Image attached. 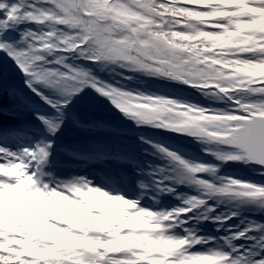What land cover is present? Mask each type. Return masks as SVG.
Listing matches in <instances>:
<instances>
[{"label": "snow or ice", "instance_id": "snow-or-ice-1", "mask_svg": "<svg viewBox=\"0 0 264 264\" xmlns=\"http://www.w3.org/2000/svg\"><path fill=\"white\" fill-rule=\"evenodd\" d=\"M248 4L264 13V0H248ZM189 9L209 11L180 0H0V53L14 60L25 74L28 88L57 112L73 95L91 87L108 97L138 124H153L197 137L210 150L214 149L212 155L218 160L256 162L264 166V76L225 79L223 73L226 70L213 62L222 60L221 55L202 51L196 46L198 41L189 42V36L198 35L202 28V25L183 23L193 14V11H187ZM233 19L214 20L211 23L224 27L203 28V31L234 30L236 25L230 22ZM241 19L252 20L254 17ZM30 24H35L36 29L24 28L19 40L9 42V31ZM249 47L251 51H234L231 59L264 64V33L258 34L255 45ZM69 55L98 64H119L121 69L130 72L181 81L205 95L227 99L233 104L234 111L221 112L163 96L121 91L97 79L89 69L69 63ZM206 57H212V60ZM209 84L219 87H206ZM45 88L55 90L63 99H50L43 92ZM225 88H231V91L225 92ZM37 118L50 133L54 134L59 128L58 122L44 115L37 114ZM221 146L226 147L221 149ZM50 148V144H37L13 152L0 146V187L30 186L33 196L49 198L61 192L71 195L80 189H95L85 179L71 183L45 182L43 167ZM157 148L173 162L175 169L180 170L177 182L191 180L199 185L203 194V198L185 199L183 206L171 211L148 210L156 214L157 222L171 226L165 235L179 242L171 244L178 251L169 257L168 264H188L201 254L221 257L223 264H264V226L254 222L230 238V241L252 239L251 233L258 231L250 250L238 249L229 241L228 252L210 249L207 253H193V246L204 244V238L189 229H185L183 237L170 234L177 227H184L189 214L196 215L201 209H207V218H211L213 210L208 208L206 201L216 197L256 203L264 208V185L230 178H221L218 184L209 183L198 176L202 173L215 175L214 167L190 163L175 152ZM157 190L173 191L166 182H159ZM134 202L137 210H143L138 201ZM95 207L98 206L93 205ZM31 228L28 223L0 227V264H146L139 258V249H120L109 243L112 237L108 234L91 232L87 228L76 237L88 242L84 247L64 248L60 245L61 250L53 254L51 246L41 243L39 236L29 231ZM25 239L32 242L26 246L21 243ZM26 247L31 251L26 253Z\"/></svg>", "mask_w": 264, "mask_h": 264}, {"label": "trees", "instance_id": "trees-1", "mask_svg": "<svg viewBox=\"0 0 264 264\" xmlns=\"http://www.w3.org/2000/svg\"><path fill=\"white\" fill-rule=\"evenodd\" d=\"M180 2L209 9L207 12L187 10L193 11V14L188 16L183 23L202 25L198 35L189 36V42L198 41L196 46L200 47L202 51L221 55L222 60L213 62L220 64L226 70L223 73L225 79L235 80L237 77L247 79L264 76V64L231 59V54L234 51H251L249 45H255L258 34L264 33V13L260 9L250 7L248 0H180ZM247 8L252 12L248 16L254 17V19L243 20L240 17L239 20H236L234 18L230 21L236 25L234 30L203 31V28H223V25L211 22L227 19L232 12H236V9ZM24 28L36 29V25H21L18 29L9 31L7 33L9 42L19 40L20 31ZM206 59L212 60V57H206ZM224 59H227L228 62H222ZM68 62L89 69L97 79L103 80L113 87H118L121 91L163 96L181 103L221 112L234 111L233 104L227 99L205 95L181 81H174L166 77H152L143 72H130L121 69L119 64H98L74 55H69ZM25 81V74L14 60L6 54L0 53V97L3 92L7 95V106L3 109L0 105V115L13 118V120L23 119L25 122L40 126V128L46 126L37 118V114L44 115L53 122H58L59 128L56 132L54 134L49 132L53 139L59 141L55 156L52 158L53 161L57 162L56 165L59 166L82 169L85 176L88 175L109 194L115 196L118 192L114 191L116 187L107 186L108 180L100 178V172L104 171L105 165L111 163L114 170L110 180L118 179L122 184H125L127 190L137 189L143 192L144 201L148 202V199H151V201L154 200V203H159V212L177 209L183 206L185 199L190 197L203 198L201 189L196 185L189 181L177 182L176 176L180 170L174 168L173 162L167 159L157 146L175 152L190 163L214 167L215 175L202 173L198 176L209 183L218 184L219 179L230 178L255 185H264L263 167H252L244 161L218 160L212 155L214 149L210 150L209 146L197 137L173 129L160 128L153 124H138L123 113L108 97L91 87H86L73 95L69 103L60 112H57L39 95L33 93ZM213 86L219 87V85L211 84L206 87ZM224 91H231V88H225ZM43 92L54 101L63 99L55 90L45 88ZM110 146L114 149L109 148ZM225 147L221 146V149ZM114 159H116L115 164L113 163ZM161 169L164 170L163 173L160 172ZM129 177L132 179L129 180ZM135 182L136 186L133 184ZM159 182H166L173 191H158ZM118 191L121 192V190ZM123 201L125 205L117 206L107 215L103 214L105 212L103 209H98V214L85 212L84 215V211L77 213L67 225L57 223L54 219L48 221L57 226H70L72 220L78 219L91 232L108 234L112 237L111 241H117L120 237L165 234L168 225L157 222V217L154 220L141 217L137 209H133L129 202ZM206 203L208 208L213 210L211 218H207V209H201L198 214L187 216L183 228L177 227L178 231L172 230L170 233L183 237L186 235L185 229H189L198 237L204 238L206 241L204 244L193 246V253H207L210 249L226 252L221 246L222 243L227 245L230 251V238L237 232L244 231L250 222L264 226V208L256 203H243L225 197H216ZM24 209V206L16 204L9 207L0 204V227L21 226L25 223L32 227L37 226L36 222L41 220L40 217L34 210H32L33 213L28 214V211ZM56 213L53 217L61 220L62 218L57 216L59 213ZM227 213L230 215L229 217L226 216ZM67 218L69 217L67 216ZM258 235V231H255L251 233L252 239H235L230 242L238 249L250 250ZM39 239L41 243L51 246L53 254L61 250L60 245H63L64 248L69 246L84 247L88 243L81 240L82 242L77 245L66 241L60 235L50 233L39 236ZM173 243L178 244L179 242L171 239L167 244L150 246L146 241L129 240L120 241L115 246L120 249H139L141 254L139 258H142L146 264H168L169 257L178 251V248L171 247ZM180 246L182 247V245ZM30 251L31 249L26 247V253ZM39 251H47V249ZM188 264H223V262L221 257L201 254L195 256Z\"/></svg>", "mask_w": 264, "mask_h": 264}, {"label": "rangeland", "instance_id": "rangeland-1", "mask_svg": "<svg viewBox=\"0 0 264 264\" xmlns=\"http://www.w3.org/2000/svg\"><path fill=\"white\" fill-rule=\"evenodd\" d=\"M235 11L236 12H232L229 17L235 18L236 20H239L240 17L242 16H248L249 14L252 13L249 8L236 9ZM4 142H6V140L1 138L0 143L3 144H0V146L7 147L13 152H19L23 148H33L32 147L33 145L31 144L29 147L21 148V147H14L12 145L7 146V143ZM109 148L114 149V147L111 146ZM43 172L45 173L44 176L45 182H49V183L53 181L69 182V181H73L76 178L81 177L78 170L76 173H72L71 170L61 171L54 168L46 167L45 165L43 167ZM0 204L4 206L6 205L7 207L13 206L15 204L21 207L24 206L25 208L24 210L28 211L27 212L28 214L33 213L32 210H34L35 213L37 215H40L42 218H43V214L46 215V218H50V215L53 217L57 212L59 213L57 216L62 219L58 220L54 217L53 219L56 220L57 222L69 224V220L73 219V217L77 213L84 211L86 204H90L92 206L97 205L98 206L96 208L97 211L98 209L105 210L104 207H108L107 209L114 211V209H116L118 205L122 206L124 204V201L123 198H120L119 196H112V195L108 196V194H105L103 197H101L98 196L95 192L89 191L88 189L87 190L83 189L82 191L79 192L73 191L71 195H66L65 193L61 192L59 196H53L50 198L47 196H33L30 192V186L13 187L9 185L7 187H0ZM42 204H44L46 210L50 213V215L46 212V210L43 211ZM132 207L134 209L133 204ZM67 216L69 218H67Z\"/></svg>", "mask_w": 264, "mask_h": 264}, {"label": "clouds", "instance_id": "clouds-1", "mask_svg": "<svg viewBox=\"0 0 264 264\" xmlns=\"http://www.w3.org/2000/svg\"><path fill=\"white\" fill-rule=\"evenodd\" d=\"M182 172H183V170H182ZM184 174L186 176L189 175L187 173H184ZM83 179H84L83 177H80V178L74 179L73 181H79V180H83ZM73 181H69V182L71 183ZM189 182L193 185H196L199 188V185L195 184L193 181L189 180ZM82 190L83 189H80V191H82ZM88 190L91 192H95L98 196H101V197H103L105 194L112 195V194H109L107 191H105L99 187H95V189H93L92 187H89ZM59 195H60V193L57 194L56 196H59ZM115 196H119V197L123 198L124 200H127V198H124L121 195H115ZM36 225L37 226L32 227L29 231L35 232L37 234V236H42L45 233L57 234V235H60L66 241H70L73 243L82 242L81 240H77L76 237L78 236L79 232H82L85 229L84 225L78 219L72 220L70 222V226H57L55 223H50L49 221L44 220V219L37 221ZM45 225H47V226H45ZM171 239H172L171 237L166 236L165 234L154 233V234H151L148 236L120 237L119 240L110 241L109 243H111L115 246L120 241L135 240V241H146L150 246H160V245H164V244L169 243V241ZM31 242L32 241H30L28 239L21 241V243L25 244L26 246H28Z\"/></svg>", "mask_w": 264, "mask_h": 264}, {"label": "water", "instance_id": "water-1", "mask_svg": "<svg viewBox=\"0 0 264 264\" xmlns=\"http://www.w3.org/2000/svg\"><path fill=\"white\" fill-rule=\"evenodd\" d=\"M248 164L254 167H264V166L257 164L256 162H248Z\"/></svg>", "mask_w": 264, "mask_h": 264}, {"label": "bare ground", "instance_id": "bare-ground-1", "mask_svg": "<svg viewBox=\"0 0 264 264\" xmlns=\"http://www.w3.org/2000/svg\"><path fill=\"white\" fill-rule=\"evenodd\" d=\"M1 135V134H0ZM32 137H35V135H33Z\"/></svg>", "mask_w": 264, "mask_h": 264}]
</instances>
